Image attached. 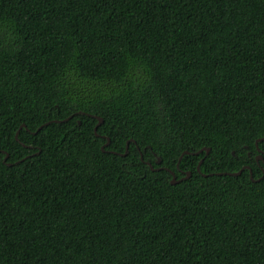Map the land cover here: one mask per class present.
<instances>
[{
  "label": "trees",
  "instance_id": "trees-1",
  "mask_svg": "<svg viewBox=\"0 0 264 264\" xmlns=\"http://www.w3.org/2000/svg\"><path fill=\"white\" fill-rule=\"evenodd\" d=\"M262 137L264 0H0V264H264Z\"/></svg>",
  "mask_w": 264,
  "mask_h": 264
},
{
  "label": "water",
  "instance_id": "water-1",
  "mask_svg": "<svg viewBox=\"0 0 264 264\" xmlns=\"http://www.w3.org/2000/svg\"><path fill=\"white\" fill-rule=\"evenodd\" d=\"M70 116H72V115H70ZM70 116H69V117H66L65 119H63V121L69 119ZM95 117L98 119V122L96 123V125H95V127H94V133H95L96 135H98L97 132H96V130H97V126L100 125V124L103 122V120H102V118L99 117V116H95ZM53 121H56V122H57V121H60V120H53ZM49 122H50V121H48V122H46V123H49ZM46 123H44V124H46ZM44 124H43V125H44ZM21 127H25V124L22 123V124H21ZM41 127H42V125L39 126L38 129L41 128ZM17 132H18V131H17ZM17 132H16V134H15V138H16V139H18V138H17V134H18ZM258 140H264V137L259 138V139H257L256 141H258ZM131 141H134V140H132V139L127 140V141H126V146H125V151L123 152V154H120V153H118V154H120V155H125V154L127 153V150H128V144H129V142H131ZM108 142H109V139L107 140V142H106L105 144H107ZM103 147H104V145L102 146V150H103ZM202 151H205V153L207 154L208 151H209V148H208V147H203V148L200 149L198 152H202ZM198 152H197V153H198ZM113 153H116V152H113ZM186 153H188V151H183L182 154H186ZM182 154L179 156L176 166H178L179 161H180V159H181V157H182ZM140 156H141V158H142V155H141V154H140ZM7 157H8V154L6 153V154H5V157H4V159H3L4 162L6 161ZM259 159H263L261 155H257V156H256V161H258ZM201 161H202V160H200L199 163H198V165H197V169H198V170H199V165H200ZM17 162H19V161H17ZM17 162H16V163H17ZM146 163L149 165V167L151 168V170H157V169H160V168H154L150 162H146ZM155 163H157V164L160 163V158H159V157L156 159ZM7 164H8V165H11V163H7ZM244 168H248V169H249V171H250V176H251V178H252L251 169H250L248 166H246V167H242V168H241L239 171H237V172H228V173H225V172H224L223 174L239 175V174L241 173V171H242ZM170 173L172 174V178H171L170 182H171L172 184L177 183L180 179H175V174H174L172 171H170ZM217 174H221V173H217ZM204 175H205V174H204ZM189 176H190V171H187V172H186V175H185L184 177H182L181 179H184V178L189 177Z\"/></svg>",
  "mask_w": 264,
  "mask_h": 264
}]
</instances>
